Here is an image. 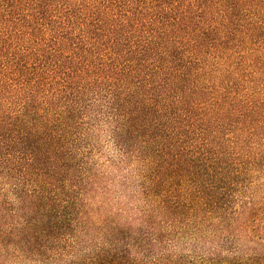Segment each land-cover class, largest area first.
<instances>
[{"label": "trees", "instance_id": "trees-1", "mask_svg": "<svg viewBox=\"0 0 264 264\" xmlns=\"http://www.w3.org/2000/svg\"><path fill=\"white\" fill-rule=\"evenodd\" d=\"M263 137L264 0H0V264H264Z\"/></svg>", "mask_w": 264, "mask_h": 264}, {"label": "rangeland", "instance_id": "rangeland-1", "mask_svg": "<svg viewBox=\"0 0 264 264\" xmlns=\"http://www.w3.org/2000/svg\"><path fill=\"white\" fill-rule=\"evenodd\" d=\"M260 147H262V158H261V167L264 170V137L259 140ZM262 175V174H260ZM256 185L254 188L247 189L245 195L253 194L255 196V207L257 212L254 215V220L251 222L252 233L253 235L260 236L264 239V172L263 175L256 179Z\"/></svg>", "mask_w": 264, "mask_h": 264}]
</instances>
